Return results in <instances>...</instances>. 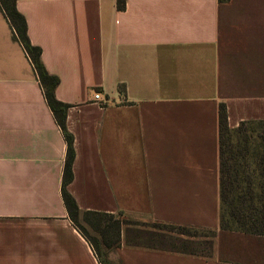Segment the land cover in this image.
I'll return each mask as SVG.
<instances>
[{
	"label": "crops",
	"instance_id": "1",
	"mask_svg": "<svg viewBox=\"0 0 264 264\" xmlns=\"http://www.w3.org/2000/svg\"><path fill=\"white\" fill-rule=\"evenodd\" d=\"M16 6L70 105L67 188L80 210L212 231L200 255L134 244L123 227L107 264H264V235L221 229L219 218V106L231 128L264 119V0ZM66 152L0 6V264H101L63 199Z\"/></svg>",
	"mask_w": 264,
	"mask_h": 264
},
{
	"label": "trees",
	"instance_id": "2",
	"mask_svg": "<svg viewBox=\"0 0 264 264\" xmlns=\"http://www.w3.org/2000/svg\"><path fill=\"white\" fill-rule=\"evenodd\" d=\"M117 5L119 8H124L125 0H117ZM0 6L15 36L25 48L36 70L47 103L67 142L62 194L69 217L91 242L101 264H107L105 250H103L101 243L87 234L84 228L80 226L78 217L84 213L103 218L105 223L103 229L114 230L117 238V240L110 242L106 233H104V243L107 247L119 245L121 226L128 220L123 218L120 213L82 212L75 198L68 191L67 186L73 179L75 157L74 136L68 130L66 124L67 110L70 105L56 97L55 89L59 83V77L50 74L43 64L41 47L31 42L27 32L26 19L17 9L16 0H0ZM119 89L125 91L123 85H119ZM219 178L220 228L264 235V119L242 121L237 127L231 128L227 121V111L224 103L219 106ZM158 223L162 227L176 228L182 232H191V229H197L186 225ZM170 233L173 232L170 231ZM173 248H175L174 245ZM173 250L191 253L186 247Z\"/></svg>",
	"mask_w": 264,
	"mask_h": 264
},
{
	"label": "rangeland",
	"instance_id": "3",
	"mask_svg": "<svg viewBox=\"0 0 264 264\" xmlns=\"http://www.w3.org/2000/svg\"><path fill=\"white\" fill-rule=\"evenodd\" d=\"M116 216H118V214H116ZM78 222L91 238L101 243L105 252H110L115 247H107L104 243V233H106L107 239L110 242L117 240V238L114 230L103 229L105 228L103 218L101 219L93 214L82 213L78 217ZM123 227L127 231L128 241L134 244L167 249H180L186 247V249L192 253L200 255L209 253L208 243L212 232L206 229H191V232H182L180 229L162 227L158 222H140L137 220H128L124 222L121 226L120 233ZM169 230L173 233H170ZM173 245L175 248H173Z\"/></svg>",
	"mask_w": 264,
	"mask_h": 264
},
{
	"label": "built area",
	"instance_id": "4",
	"mask_svg": "<svg viewBox=\"0 0 264 264\" xmlns=\"http://www.w3.org/2000/svg\"><path fill=\"white\" fill-rule=\"evenodd\" d=\"M100 96H101V95H100V93L98 92V93L95 94L94 97H95V99H100Z\"/></svg>",
	"mask_w": 264,
	"mask_h": 264
}]
</instances>
